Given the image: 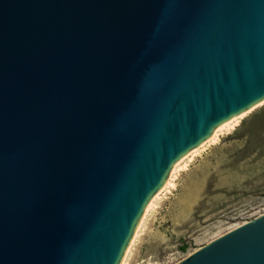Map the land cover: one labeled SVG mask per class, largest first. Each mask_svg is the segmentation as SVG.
Returning a JSON list of instances; mask_svg holds the SVG:
<instances>
[{
    "label": "water",
    "instance_id": "water-1",
    "mask_svg": "<svg viewBox=\"0 0 264 264\" xmlns=\"http://www.w3.org/2000/svg\"><path fill=\"white\" fill-rule=\"evenodd\" d=\"M264 97V0H0V264H117L171 164ZM176 264H264V214Z\"/></svg>",
    "mask_w": 264,
    "mask_h": 264
},
{
    "label": "rangeland",
    "instance_id": "rangeland-1",
    "mask_svg": "<svg viewBox=\"0 0 264 264\" xmlns=\"http://www.w3.org/2000/svg\"><path fill=\"white\" fill-rule=\"evenodd\" d=\"M218 138L159 195L125 264H176L264 214V104Z\"/></svg>",
    "mask_w": 264,
    "mask_h": 264
},
{
    "label": "bare ground",
    "instance_id": "bare-ground-1",
    "mask_svg": "<svg viewBox=\"0 0 264 264\" xmlns=\"http://www.w3.org/2000/svg\"><path fill=\"white\" fill-rule=\"evenodd\" d=\"M264 104V97L243 109L242 111L236 113L230 118L224 120L223 122L214 126L208 136H206L202 141H200L197 145L191 147L187 151H185L179 158H177L170 166L166 175L163 178V181L159 185V187L151 194L146 203L143 205L142 211L135 221L133 229L131 231V235L125 245V248L117 262V264H125L126 258L129 255L130 250H132L133 243L135 239L137 240V235H139V231L141 229L142 223H144L145 217L148 216L149 212L154 209L155 201L159 199V195H162V192L166 189L173 190L175 187V183L173 182L176 179V173L185 171L187 169V162H191L194 156H198V151L203 150L205 146L215 144L218 141V137L222 135V131L232 130L233 127L238 123L240 119L245 117L247 114L258 108L259 106ZM165 192V191H164ZM169 192V191H167ZM152 209V210H151ZM151 210V211H150ZM244 224V223H243ZM236 228V227H235ZM139 233V234H138ZM136 242V241H135Z\"/></svg>",
    "mask_w": 264,
    "mask_h": 264
}]
</instances>
